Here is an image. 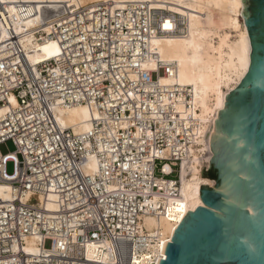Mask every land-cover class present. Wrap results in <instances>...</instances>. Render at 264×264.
Instances as JSON below:
<instances>
[{
    "label": "built area",
    "instance_id": "obj_1",
    "mask_svg": "<svg viewBox=\"0 0 264 264\" xmlns=\"http://www.w3.org/2000/svg\"><path fill=\"white\" fill-rule=\"evenodd\" d=\"M187 30L146 0L58 3L30 30L0 28V146L16 147L0 149V264L166 258L144 218L181 205V164L201 131L192 87L162 81L177 65L154 40ZM49 41L59 53L32 62ZM76 105L91 111L89 130L59 121Z\"/></svg>",
    "mask_w": 264,
    "mask_h": 264
},
{
    "label": "bare ground",
    "instance_id": "obj_2",
    "mask_svg": "<svg viewBox=\"0 0 264 264\" xmlns=\"http://www.w3.org/2000/svg\"><path fill=\"white\" fill-rule=\"evenodd\" d=\"M97 1L108 0H0L1 37L6 36L7 26L13 27L17 33L32 29L38 20V13L45 6ZM146 1L158 9L178 13L187 21L185 35L158 37L154 44L163 60L177 65L176 78L164 77L162 81H175L192 87L201 131L198 145L181 164V205L168 216L150 215L144 218L147 229L160 237L164 248L186 214L193 213L203 202L202 188L217 187L216 180L205 177L203 170L215 161L214 137L225 129L221 113L225 110L226 96L238 88L250 70L252 43L246 19L241 17L243 0ZM59 50L56 41L43 43L30 55V60L35 63L45 61L56 56ZM58 118L64 127L84 131L91 127L92 113L85 105H76L61 109ZM5 190L7 186L0 185V193ZM181 207L182 211L179 210ZM94 251L95 247H91V254ZM163 255L166 256L165 253Z\"/></svg>",
    "mask_w": 264,
    "mask_h": 264
},
{
    "label": "water",
    "instance_id": "obj_3",
    "mask_svg": "<svg viewBox=\"0 0 264 264\" xmlns=\"http://www.w3.org/2000/svg\"><path fill=\"white\" fill-rule=\"evenodd\" d=\"M251 66L226 96L225 129L215 134L217 187H203L165 243L159 264H264V0H243Z\"/></svg>",
    "mask_w": 264,
    "mask_h": 264
},
{
    "label": "rangeland",
    "instance_id": "obj_4",
    "mask_svg": "<svg viewBox=\"0 0 264 264\" xmlns=\"http://www.w3.org/2000/svg\"><path fill=\"white\" fill-rule=\"evenodd\" d=\"M15 148L16 147H15L13 141H11V140H9L6 143L1 144V146H0V149H1V151H2L3 154H6L8 152H13L15 150ZM214 162L212 161V163L208 167L207 166L204 167L203 175H205L207 173V168H215V163ZM7 172L9 174H12L14 172V164H13L12 161H10L7 164ZM173 177H176V175H173ZM212 180H214V179H212Z\"/></svg>",
    "mask_w": 264,
    "mask_h": 264
},
{
    "label": "trees",
    "instance_id": "obj_5",
    "mask_svg": "<svg viewBox=\"0 0 264 264\" xmlns=\"http://www.w3.org/2000/svg\"><path fill=\"white\" fill-rule=\"evenodd\" d=\"M204 176L208 177V178H211V179H216L217 174H216V172L214 170H211L208 173H206Z\"/></svg>",
    "mask_w": 264,
    "mask_h": 264
},
{
    "label": "snow or ice",
    "instance_id": "obj_6",
    "mask_svg": "<svg viewBox=\"0 0 264 264\" xmlns=\"http://www.w3.org/2000/svg\"><path fill=\"white\" fill-rule=\"evenodd\" d=\"M179 210H180V211H182V210H183V208L181 207Z\"/></svg>",
    "mask_w": 264,
    "mask_h": 264
}]
</instances>
